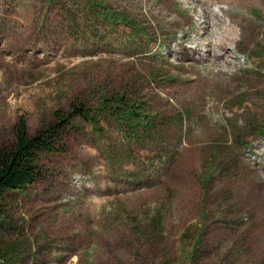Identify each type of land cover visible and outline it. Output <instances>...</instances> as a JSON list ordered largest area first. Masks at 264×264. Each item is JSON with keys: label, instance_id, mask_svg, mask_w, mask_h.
Returning a JSON list of instances; mask_svg holds the SVG:
<instances>
[{"label": "rangeland", "instance_id": "374dc122", "mask_svg": "<svg viewBox=\"0 0 264 264\" xmlns=\"http://www.w3.org/2000/svg\"><path fill=\"white\" fill-rule=\"evenodd\" d=\"M161 1L0 0V145L88 116L6 195L0 264H264V40L234 53L225 0Z\"/></svg>", "mask_w": 264, "mask_h": 264}, {"label": "trees", "instance_id": "16d2710c", "mask_svg": "<svg viewBox=\"0 0 264 264\" xmlns=\"http://www.w3.org/2000/svg\"><path fill=\"white\" fill-rule=\"evenodd\" d=\"M225 2L228 4V7L223 5L226 7V10H223L226 19L235 23L239 28V36L238 40L235 42L234 53L238 51L240 41L246 40L248 37L252 40L259 38L263 41L264 36L258 37L256 34V32H258L256 30H260V27L256 25L255 22H251L250 19L243 16V12H240L238 16L233 15L229 8L231 4L241 5L243 8H246V2L243 0H225ZM170 3L171 0H162L158 2L157 5L159 7L166 6V8L172 12L169 7ZM219 3L222 5L224 2L219 1ZM144 9L147 16L150 18L157 17L162 19L166 25H182L187 23L186 19L180 20L172 16L171 13L165 14V17H163L160 11H158V13L155 12V7L150 9L148 5H146ZM192 17H194L192 18L194 19L192 24L194 33L197 28V22L195 16ZM247 27H249V29H247ZM169 51L173 53L172 48H170ZM185 53L189 57L188 66H194L204 59L210 60L207 54L200 53V49H192L191 45L185 49ZM120 59L121 58H119V60ZM215 73L216 76H219L220 73L225 72L216 71ZM137 115L138 114L135 113L134 110H131L130 116H132V118ZM77 116L88 118L85 108L72 104L66 112L57 110L54 113L53 120L42 126L33 134L28 133L23 117L17 119L13 126L12 144L0 145V219L4 212L6 195L12 191L23 190L26 186L41 178V156L43 154L64 151L66 138L71 127H73V119Z\"/></svg>", "mask_w": 264, "mask_h": 264}]
</instances>
